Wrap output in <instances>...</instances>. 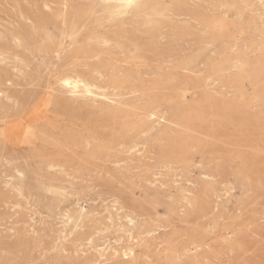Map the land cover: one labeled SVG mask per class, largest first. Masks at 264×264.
I'll list each match as a JSON object with an SVG mask.
<instances>
[{
  "label": "rangeland",
  "instance_id": "rangeland-1",
  "mask_svg": "<svg viewBox=\"0 0 264 264\" xmlns=\"http://www.w3.org/2000/svg\"><path fill=\"white\" fill-rule=\"evenodd\" d=\"M139 3L0 0V264H264V2Z\"/></svg>",
  "mask_w": 264,
  "mask_h": 264
},
{
  "label": "snow or ice",
  "instance_id": "snow-or-ice-1",
  "mask_svg": "<svg viewBox=\"0 0 264 264\" xmlns=\"http://www.w3.org/2000/svg\"><path fill=\"white\" fill-rule=\"evenodd\" d=\"M264 2V0H262ZM106 8H114L112 18L119 20L120 17H131L144 7L139 0H120L118 5L106 4Z\"/></svg>",
  "mask_w": 264,
  "mask_h": 264
},
{
  "label": "bare ground",
  "instance_id": "bare-ground-1",
  "mask_svg": "<svg viewBox=\"0 0 264 264\" xmlns=\"http://www.w3.org/2000/svg\"><path fill=\"white\" fill-rule=\"evenodd\" d=\"M140 1V0H139ZM112 2H113V4L114 5H118L119 4V2H120V0H112ZM44 6L45 7H47V4H45L44 3ZM149 24V23H148ZM236 29V28H235ZM45 30L48 32V35L50 36L51 34H50V29L48 28V27H46L45 28ZM182 35V34H181ZM78 44V43H77ZM2 64V63H1ZM8 67V66H7ZM16 78V77H15ZM102 79V78H101ZM64 84L65 85H67V86H70V85H72V87L74 88V89H76L77 88V82H73V83H70L69 82V80H65L64 81ZM83 87L85 88V90L88 92V93H91L90 92V90H89V87L87 86V85H83ZM38 88V87H37ZM102 89V88H101ZM116 92V91H115ZM186 94V93H185ZM89 95H91V94H89ZM183 98V97H182ZM28 105V104H27ZM174 126V125H173ZM50 168H52V167H50ZM22 175V174H21Z\"/></svg>",
  "mask_w": 264,
  "mask_h": 264
}]
</instances>
